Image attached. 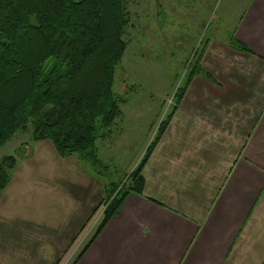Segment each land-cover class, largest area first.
I'll return each instance as SVG.
<instances>
[{
	"label": "crops",
	"instance_id": "crops-1",
	"mask_svg": "<svg viewBox=\"0 0 264 264\" xmlns=\"http://www.w3.org/2000/svg\"><path fill=\"white\" fill-rule=\"evenodd\" d=\"M216 32L158 138L159 111H131L140 153L154 142L141 192L97 234L105 181L47 140L20 143L25 155L0 192V264H264V0Z\"/></svg>",
	"mask_w": 264,
	"mask_h": 264
},
{
	"label": "trees",
	"instance_id": "trees-1",
	"mask_svg": "<svg viewBox=\"0 0 264 264\" xmlns=\"http://www.w3.org/2000/svg\"><path fill=\"white\" fill-rule=\"evenodd\" d=\"M128 23L126 0H0V148L30 129L33 141H49L59 157H75L105 181V208L95 234L130 192L140 194V173L154 144L129 174V186L105 177L96 142L110 133L126 102V94L116 96L112 87ZM196 70L193 65L189 75ZM182 94L179 88L173 107ZM170 116L159 124L157 138ZM16 161L0 160V192Z\"/></svg>",
	"mask_w": 264,
	"mask_h": 264
},
{
	"label": "rangeland",
	"instance_id": "rangeland-1",
	"mask_svg": "<svg viewBox=\"0 0 264 264\" xmlns=\"http://www.w3.org/2000/svg\"><path fill=\"white\" fill-rule=\"evenodd\" d=\"M247 2L248 0H126L129 12V23L123 37L126 47L115 69L112 87L116 96L126 94V102L119 105L123 115L115 119L109 129V136L96 142L97 156L107 166L105 177L111 182L129 186L133 180L129 174L137 168L147 147L146 145L140 153L143 146L138 142L143 140V136L130 131L131 111L139 105L146 106L155 114L159 111V122L165 120L166 114L174 105L176 91L184 85L186 76L195 63V52L215 30L217 36L221 37L229 31ZM162 100L164 108L166 107L163 114ZM148 121L149 119L142 120L144 123L139 132L144 130ZM29 130L16 132L0 148V160L13 156L18 161L19 157L25 155V149L20 143L31 137ZM155 130L153 128L151 137L155 136ZM30 145L29 143V147H26L29 152L33 148ZM82 171L86 174L84 167ZM84 192L86 189L81 187L74 191L76 195ZM103 208L97 213L96 223L102 219ZM93 227H87V233L83 237Z\"/></svg>",
	"mask_w": 264,
	"mask_h": 264
},
{
	"label": "built area",
	"instance_id": "built-area-1",
	"mask_svg": "<svg viewBox=\"0 0 264 264\" xmlns=\"http://www.w3.org/2000/svg\"><path fill=\"white\" fill-rule=\"evenodd\" d=\"M104 208H105V207H104ZM104 208H103V209H104Z\"/></svg>",
	"mask_w": 264,
	"mask_h": 264
}]
</instances>
